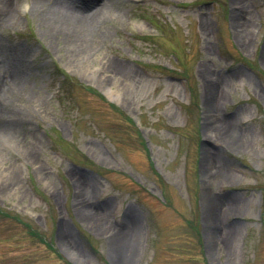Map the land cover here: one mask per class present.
Wrapping results in <instances>:
<instances>
[{
  "label": "rangeland",
  "instance_id": "rangeland-1",
  "mask_svg": "<svg viewBox=\"0 0 264 264\" xmlns=\"http://www.w3.org/2000/svg\"><path fill=\"white\" fill-rule=\"evenodd\" d=\"M70 1L0 13V264H264V0Z\"/></svg>",
  "mask_w": 264,
  "mask_h": 264
},
{
  "label": "bare ground",
  "instance_id": "bare-ground-1",
  "mask_svg": "<svg viewBox=\"0 0 264 264\" xmlns=\"http://www.w3.org/2000/svg\"><path fill=\"white\" fill-rule=\"evenodd\" d=\"M240 3V2H238ZM70 5H58L60 7H54L53 9H50L46 15V17L49 19L48 23L55 25V27L57 28V25L64 27L66 32H67V36L68 37H74L75 36H80L83 37V34L86 36H91L93 37V35H97V31L96 29H93L90 26V22H92L99 14L102 10H97V11H88L89 9H87L89 6H87L88 2L85 5L80 4L77 0H72V2H69ZM237 4V3H236ZM238 9H241V6L237 4ZM9 8H7V0H0V13H5L8 12ZM96 31V32H95ZM81 44L77 45L78 47ZM22 70V66L18 67L17 72H15V80L18 81V83L20 82V71ZM3 84V83H2ZM1 86L0 85V92H1ZM109 93L111 94L112 91L108 90ZM216 125L212 126L211 129L213 131H215ZM224 136V138H226L227 140H230V142L234 145H238L239 144V138H237V136L235 134H231V136L227 133H223L222 134ZM208 153L209 150L207 149ZM207 170V169H206ZM211 170V169H210ZM208 177L211 178L213 177V173H207ZM218 174V173H217ZM216 198L214 197H206L205 198V204H206V218H208L210 220V222H213L214 219V209H215V203H216ZM97 205L93 204V206L91 205V207L87 208V212L86 214L89 217L94 216V218L97 216V218L99 219V216H102L101 214L103 210H105V206L103 204H101L98 208ZM101 210V211H100ZM102 218V217H100ZM113 241L111 240V245L113 248V251L116 253V263L117 264H128V258L127 256H125L124 252L121 251V245H123V237L122 236H116L114 235L113 237ZM125 242V241H124ZM132 246V242L128 241V248L131 250Z\"/></svg>",
  "mask_w": 264,
  "mask_h": 264
},
{
  "label": "trees",
  "instance_id": "trees-1",
  "mask_svg": "<svg viewBox=\"0 0 264 264\" xmlns=\"http://www.w3.org/2000/svg\"><path fill=\"white\" fill-rule=\"evenodd\" d=\"M34 233H37V232H34ZM41 240L45 241V237L41 236Z\"/></svg>",
  "mask_w": 264,
  "mask_h": 264
}]
</instances>
